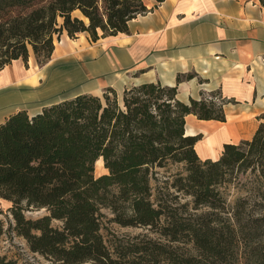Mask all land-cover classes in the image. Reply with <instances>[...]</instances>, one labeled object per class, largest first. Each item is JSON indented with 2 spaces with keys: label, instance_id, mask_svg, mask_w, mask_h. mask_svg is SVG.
<instances>
[{
  "label": "trees",
  "instance_id": "obj_1",
  "mask_svg": "<svg viewBox=\"0 0 264 264\" xmlns=\"http://www.w3.org/2000/svg\"><path fill=\"white\" fill-rule=\"evenodd\" d=\"M147 1L0 0V71L17 60L27 65L28 46L43 67L63 30L71 40L86 33L92 42L127 34L128 23L149 12ZM259 3L264 8V0ZM74 11L88 25L73 18ZM195 76L179 75L177 82ZM229 102L212 92L183 103L176 87L157 82L125 88L121 97L108 87L101 97L77 95L34 117L24 111L10 116L0 126V200L11 205L13 231L32 252L60 264H142L145 255L154 263L163 256L167 264H224L239 243L235 227L219 218L227 207L222 186L250 174L242 188L251 200L239 197L236 204L244 208L251 201V212L264 217V117L251 140L225 144L216 161L199 159L201 137L185 135V117L225 122ZM99 158L107 174L95 177ZM168 164L182 165L185 174H176L166 189L191 198L195 217L208 210L196 220L184 217L188 204L173 205L159 188L153 195L154 170ZM41 210L40 218L25 217ZM105 211L111 223L149 229L170 243L185 241L193 253L179 258L137 245L109 247L101 233ZM2 215L0 209V239ZM0 264L16 263L0 255Z\"/></svg>",
  "mask_w": 264,
  "mask_h": 264
},
{
  "label": "crops",
  "instance_id": "obj_2",
  "mask_svg": "<svg viewBox=\"0 0 264 264\" xmlns=\"http://www.w3.org/2000/svg\"><path fill=\"white\" fill-rule=\"evenodd\" d=\"M128 23V33L92 42L86 33L60 38L43 67L21 60L0 71V126L24 111L81 94L101 97L142 83L176 87L183 103L218 92L230 101L225 122L185 117V135L200 136V160L219 159L225 144L251 140L264 117V8L259 0H165ZM196 75L177 82L179 75Z\"/></svg>",
  "mask_w": 264,
  "mask_h": 264
},
{
  "label": "rangeland",
  "instance_id": "obj_3",
  "mask_svg": "<svg viewBox=\"0 0 264 264\" xmlns=\"http://www.w3.org/2000/svg\"><path fill=\"white\" fill-rule=\"evenodd\" d=\"M73 18H78L88 25L89 20L84 17L79 11H74L71 15ZM58 26H62V19H58ZM66 31H61L59 35L54 36V46L60 41L62 35H65ZM67 35V34H66ZM81 34H77V38ZM29 57L26 69H29V64L35 66V57L32 53L31 48L28 46ZM13 63V62H12ZM38 66V65H37ZM36 67V66H35ZM139 85V84H138ZM104 171H94L95 177H100L105 175ZM176 174L184 175V170L182 165H171L168 164L165 168H155L154 170V180L151 181V186L153 189V195H155L157 188L160 194H164L167 200L171 201L173 205L188 204L187 210L184 212L186 218L191 220H196L201 213L208 211L202 209L198 211L197 217H195V211L192 209L191 198L182 196L175 192L173 189H166L173 182ZM253 178L250 174L239 176L235 179V176L230 178V182L222 186V191L227 202V207L224 213L219 215V218L223 222H229L232 224L236 231L238 232V249L235 251L228 252L227 262L224 264H264V217L257 215L255 212H251L249 208L252 206V202L249 201L248 204L242 208V205L236 204L239 197L249 198L251 194L242 188V184H248ZM176 197L175 200H172ZM251 200V199H250ZM11 207L9 202L0 200V209L3 211L1 220L4 225V233L0 239V255L8 260L14 261L16 264H60L48 257L42 256L38 253H34L29 249L27 242L15 234L13 231L14 222L8 209ZM107 220L105 221V228L101 231L105 243L112 248L115 247H129L130 245H137L142 248H149L153 250L155 254L161 253V250L167 251L168 253L175 255L179 258L188 257L193 253L192 245L187 242L170 243L166 239L159 237L157 234L151 232L146 228H132V227H121L117 224L108 221L112 217L107 211ZM46 212L44 210L28 212L25 217L28 219L35 220L44 216ZM54 226H58L57 222L53 223ZM159 249V250H158ZM161 249V250H160ZM233 253V254H232ZM162 254V253H161ZM160 255V254H159ZM158 262H151V259L145 255L144 260L141 261L142 264H167L163 262L162 258H159ZM162 259V261H161ZM161 261V263H160ZM83 264H94L92 262Z\"/></svg>",
  "mask_w": 264,
  "mask_h": 264
},
{
  "label": "bare ground",
  "instance_id": "obj_4",
  "mask_svg": "<svg viewBox=\"0 0 264 264\" xmlns=\"http://www.w3.org/2000/svg\"><path fill=\"white\" fill-rule=\"evenodd\" d=\"M61 43L60 42H57V44L55 45L56 47H60ZM94 171L95 172H98V171H104L105 173H107V170L104 168L103 166V161L101 158H99L95 165H94Z\"/></svg>",
  "mask_w": 264,
  "mask_h": 264
}]
</instances>
